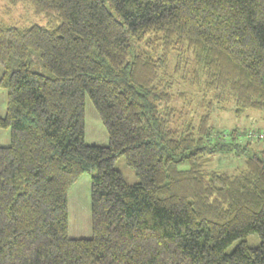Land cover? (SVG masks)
<instances>
[{"label": "trees", "instance_id": "trees-1", "mask_svg": "<svg viewBox=\"0 0 264 264\" xmlns=\"http://www.w3.org/2000/svg\"><path fill=\"white\" fill-rule=\"evenodd\" d=\"M12 1L46 24L0 21V264H264V147L237 174L203 168L235 145L209 141L215 103L264 111V0ZM181 83L206 99L196 130L178 126ZM87 95L106 145L85 141ZM85 171L92 234L72 237Z\"/></svg>", "mask_w": 264, "mask_h": 264}, {"label": "rangeland", "instance_id": "rangeland-1", "mask_svg": "<svg viewBox=\"0 0 264 264\" xmlns=\"http://www.w3.org/2000/svg\"><path fill=\"white\" fill-rule=\"evenodd\" d=\"M0 21L14 26H28L34 23L46 24V19L34 13L33 8L26 3L12 0H0ZM3 67L0 63V77ZM178 89L189 90L190 93L179 97L178 104L186 102L184 111L178 118V126L185 128L196 126L207 106L206 99L199 91L181 83ZM187 88H186V87ZM7 89L0 86V115L3 116L7 109ZM222 108L215 103L211 111V135L213 143L224 141L235 144L232 148L210 151V145L206 148L205 170H217L228 174H237L246 170V161L254 152L264 147V111L251 108L238 107L234 101L226 103ZM235 129L237 135L233 136L231 130ZM11 140L10 128H0V145H8ZM108 132L91 98H85V141L87 144L106 145ZM116 168L122 173L125 180L135 183L139 180L134 168H132L125 156H119L115 162ZM69 200V235L72 237H89L92 234V172L85 171L79 175L68 191ZM249 245H258L261 238L258 233H250L243 237ZM241 239L230 243L226 252L238 244Z\"/></svg>", "mask_w": 264, "mask_h": 264}]
</instances>
